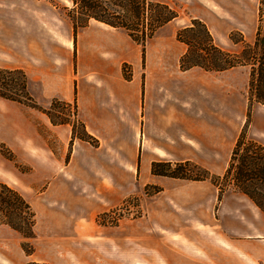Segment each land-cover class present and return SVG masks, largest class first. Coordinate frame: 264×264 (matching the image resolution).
Here are the masks:
<instances>
[{
	"label": "crops",
	"instance_id": "crops-1",
	"mask_svg": "<svg viewBox=\"0 0 264 264\" xmlns=\"http://www.w3.org/2000/svg\"><path fill=\"white\" fill-rule=\"evenodd\" d=\"M159 2L177 12L178 8L183 10L190 23L193 19L203 21L214 38L224 36L232 42L230 33L238 31L246 42H252L259 30L264 35V0ZM88 40L95 47V51L91 50L92 56L115 50L117 58L90 62L83 66L84 75L76 81L72 70L56 60L65 56V49L59 46L51 52L48 77L29 74L32 95L37 92L38 83L42 90L37 94L39 98L49 95L51 99L76 101L86 130L99 140V146H93L76 138L71 146L72 126L55 125L43 113L41 121L51 135V146L38 133L46 146L42 144L36 149L46 150L48 154L37 159H56L64 164L68 176L82 183L73 191L68 177L51 175L48 188L51 199L76 192L79 197L75 202L85 209L92 202L88 196L96 191L100 199L95 203L97 211L104 213L134 196L136 170L144 179L150 172V184H156L161 190L149 200L144 219L114 227L103 226L105 230L125 233V236L112 237L114 264H231L236 258L264 264V212L249 196L228 188L219 201V188L210 180H185L151 172L154 161H192L212 174L219 173L213 165V126L207 118L199 117L200 96L207 97L212 90L208 79L199 74V68L181 70L180 58L187 46L176 39L182 46L178 60L172 63L160 46L147 47L143 60L142 48L137 43L140 50L136 48L130 54L116 36L107 38L91 31L81 42ZM84 51L87 52L86 48ZM125 61L130 64V79L124 76ZM238 68L248 72V101L249 71ZM238 68L222 72L200 70L224 73ZM90 73L96 74L94 80L89 79ZM203 103L207 107L206 99ZM243 126L227 129L230 136L237 131L232 149ZM107 180H112V184Z\"/></svg>",
	"mask_w": 264,
	"mask_h": 264
},
{
	"label": "rangeland",
	"instance_id": "rangeland-1",
	"mask_svg": "<svg viewBox=\"0 0 264 264\" xmlns=\"http://www.w3.org/2000/svg\"><path fill=\"white\" fill-rule=\"evenodd\" d=\"M72 5L71 0H0V68H20L28 79L31 73L48 77L51 74V52L61 46L65 49V56H59L56 60L60 65L70 68L77 81L84 75L83 66L102 58H117L113 52L115 50L99 54L98 57L92 56L94 45L89 40L81 42L82 37L91 31L107 38L116 36L125 44L130 54L136 48L140 50L141 46H137L124 30L112 29L107 24L94 20L87 27L78 30L74 44L72 23L66 16V9ZM177 10L178 17L169 26L157 31L146 46V50L147 47L152 49L160 46L172 63L178 60L177 55L182 46L176 40V33L190 23L184 11L179 8ZM215 38L226 50L241 49L228 42L224 36ZM85 48L87 52L84 51ZM129 65L125 61L123 68L130 74ZM199 74L208 79L212 90L207 97L200 96L199 117L201 120L207 118L210 126H213V165L219 172L213 174L222 176L237 136V131L230 136L227 129L232 126L240 129L247 121L248 72L242 68L224 73H205L199 69ZM95 75L90 73L88 77L94 80ZM37 84L38 93L32 92L33 96L39 107H47L53 98L49 95L39 98L37 94L42 90ZM205 99L207 107L203 103ZM61 100L71 104L76 102ZM68 108L70 114L73 105ZM42 115L43 112L37 108L0 98V182L16 189L25 197L32 205L36 219L35 237L32 239L23 237L8 226L0 225V264H29L34 261L50 264H114L111 256L112 237L125 236V233L110 228L105 230L103 226L114 227L134 219L143 220L148 212L149 200L156 194L158 186L150 184V172L144 179L136 170L137 189L134 196L111 207L103 218L104 221L99 219L102 213L97 211L95 204L100 202L96 191L88 196L92 202L85 209L75 202L79 197L76 192L51 199V192H48L51 175L68 177V182H71L69 187L73 191L79 189L82 183L80 179L68 176L64 164L58 163L56 159H37L48 154L46 150L36 149L44 145L43 140H39L42 139L40 135L51 146V135H48L43 126ZM78 117L81 119L79 114ZM248 131L264 143V106L254 105ZM190 170L199 172L194 167H190ZM219 182L223 187H232V182L224 179ZM107 183L112 184V180H107ZM141 184L143 186L140 189ZM23 247L30 253L27 254ZM231 264L251 263L243 258H236Z\"/></svg>",
	"mask_w": 264,
	"mask_h": 264
},
{
	"label": "trees",
	"instance_id": "trees-1",
	"mask_svg": "<svg viewBox=\"0 0 264 264\" xmlns=\"http://www.w3.org/2000/svg\"><path fill=\"white\" fill-rule=\"evenodd\" d=\"M72 7L67 8L66 16L72 23L74 44L79 29L85 28L90 21L96 20L116 29L124 30L143 51V60L147 43L157 31L178 17V12L168 4L155 0H71ZM176 39L187 46L180 58L183 71L199 68L205 71L222 72L238 67H247L248 114L247 121L232 149L228 166L222 176L212 174L203 166L192 161L171 162L154 161L151 165L153 175L168 176L185 180H210L219 188V201L228 188H234L249 196L264 212V145L248 133L249 119L254 104L264 105V35L258 31L252 42H246L238 31L230 33V40L241 44L238 51H229L219 45L208 26L199 19H193L190 25L180 28ZM126 79L130 74L124 70ZM0 97L18 102L45 113L55 125L70 124L72 140L78 138L99 146V140L88 133L84 122L78 117V106L53 98L47 107H39L29 90V79L20 68H0ZM73 109L69 114V108ZM68 112V113H67ZM72 113V114H71ZM71 115L74 120L71 121ZM79 125L82 131L78 130ZM190 167L197 168L193 172ZM232 182V187H223L220 180ZM161 190L157 187L156 193ZM107 212L102 213V221ZM35 212L32 205L16 189L0 182V225L17 231L25 238L35 237ZM29 254V250L23 247ZM29 264H50L30 262Z\"/></svg>",
	"mask_w": 264,
	"mask_h": 264
}]
</instances>
